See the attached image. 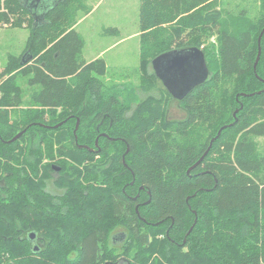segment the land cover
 I'll list each match as a JSON object with an SVG mask.
<instances>
[{
    "label": "trees",
    "instance_id": "trees-1",
    "mask_svg": "<svg viewBox=\"0 0 264 264\" xmlns=\"http://www.w3.org/2000/svg\"><path fill=\"white\" fill-rule=\"evenodd\" d=\"M217 3L140 0L150 64L172 49L205 54L210 75L179 100L186 117L176 120L163 97L133 110L101 82L104 58H80L82 0L49 6L39 25L24 0H0V21L31 28L0 82V107L21 105L18 76L43 107L13 118L0 108V264H264V34L255 67L264 0L257 19L223 18L209 10ZM210 35L218 54L202 47ZM119 229L125 240L114 246Z\"/></svg>",
    "mask_w": 264,
    "mask_h": 264
},
{
    "label": "rangeland",
    "instance_id": "rangeland-1",
    "mask_svg": "<svg viewBox=\"0 0 264 264\" xmlns=\"http://www.w3.org/2000/svg\"><path fill=\"white\" fill-rule=\"evenodd\" d=\"M82 2L85 8L78 12V17H75L73 28L79 18L91 13L78 25L77 29L86 42L80 58L87 62L86 60L95 57L96 53L105 50L103 58L106 59V73L99 77L103 85L118 93L122 100L132 106L133 110L142 98L154 96L156 99H162L163 97L162 106L165 115L169 119H184L186 112L181 107L180 101L169 95L160 80L159 83L153 78L152 63L150 64L148 56L142 53L141 38L137 34L140 30V0H82ZM209 10L213 13L218 10L223 18H227L229 13L237 15L245 12L249 18L257 19L262 14L261 0H218V3ZM13 23L15 20L12 23L0 21V82L8 78V68H12L11 62L20 60L26 53L31 35L28 21L21 26H15ZM169 28H166V33ZM132 33L137 35L129 37ZM162 35L164 36V33ZM204 41L202 47L207 48L213 45L215 54H218L220 44L217 35H210ZM151 44L154 42L152 41ZM16 72L18 70H14L10 76ZM16 79L24 91L21 105L9 109L0 108L11 111V118L14 117L12 111L15 109L19 112L27 108L42 109V106L34 104L31 99L33 88L30 87L28 78L18 76ZM148 85L152 88L146 90ZM36 88L38 86L34 89ZM1 94L0 90V96ZM256 140L259 143V151L264 154V137H256ZM50 187L58 197L65 192L60 187H57L60 188L58 190L56 188L54 190L53 186Z\"/></svg>",
    "mask_w": 264,
    "mask_h": 264
},
{
    "label": "water",
    "instance_id": "water-1",
    "mask_svg": "<svg viewBox=\"0 0 264 264\" xmlns=\"http://www.w3.org/2000/svg\"><path fill=\"white\" fill-rule=\"evenodd\" d=\"M62 1L63 0H24V3L27 8H29L34 18L35 25H39L44 21L49 6H56ZM38 7L41 9L42 14L38 13ZM263 34L264 29L262 30L261 35L259 37V54L257 56L255 67L257 66L261 55V40ZM31 58L32 57L30 56L27 59H23L22 63L28 61ZM152 65L157 77L164 82L169 93L174 98H177L179 100L184 99V97L196 86L204 83L210 75L205 54L203 50L198 47L172 49L157 56L152 61ZM238 111L239 110H237L236 113ZM60 124H58L57 126H59ZM78 125L79 122L77 123L76 129L78 128ZM227 127L228 126H223L218 131L217 136L212 140L211 143H213V141L221 135L223 129ZM23 133L24 131L20 132L9 142L16 141L23 135ZM31 237L33 238L34 236L32 235Z\"/></svg>",
    "mask_w": 264,
    "mask_h": 264
},
{
    "label": "flooded vegetation",
    "instance_id": "flooded-vegetation-1",
    "mask_svg": "<svg viewBox=\"0 0 264 264\" xmlns=\"http://www.w3.org/2000/svg\"><path fill=\"white\" fill-rule=\"evenodd\" d=\"M25 57V56H24ZM153 67V65H152ZM154 69V68H153ZM155 72V70H154ZM160 81L162 82V84L164 85V87L166 88L164 82L160 79ZM166 90L168 91V89L166 88ZM169 92V91H168ZM173 97V96H172ZM179 100V99H178ZM100 136L102 137H106V133H101ZM99 140V139H98ZM60 168L59 167H55V165L53 166V174L59 173ZM124 231H122L121 229L116 230L112 233L111 237H110V244L114 245V246H118V244H122L123 241L125 240V236H124Z\"/></svg>",
    "mask_w": 264,
    "mask_h": 264
},
{
    "label": "crops",
    "instance_id": "crops-1",
    "mask_svg": "<svg viewBox=\"0 0 264 264\" xmlns=\"http://www.w3.org/2000/svg\"><path fill=\"white\" fill-rule=\"evenodd\" d=\"M38 13H39V14H42V11H41V9H40L39 7H38ZM90 13H91V12H89L88 14H85L81 19L79 18V19L77 20L78 22H77L76 26L74 27L76 30L78 29V25L81 24L82 21H85L86 17H87ZM78 33H80V32H78ZM80 34H81V33H80ZM135 34H136V33H134V34L132 33V34L129 35V37L135 36ZM137 34L140 35V30L137 32ZM137 34H136V35H137ZM81 36H82V35H81ZM85 45H86V42H85ZM85 45H84V46H85ZM83 49H84V48H83ZM104 52H105V50H103V51H101V52L99 51L98 53L95 54V57H93V58H91V59H89V60H86L87 63L92 62V61L96 60V59L99 58V57H102V58H103V57H104ZM105 60H106V59H105Z\"/></svg>",
    "mask_w": 264,
    "mask_h": 264
}]
</instances>
